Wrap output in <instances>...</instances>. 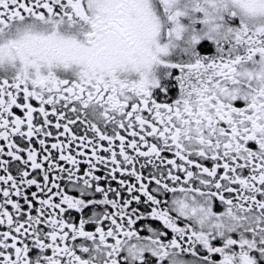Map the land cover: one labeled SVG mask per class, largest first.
<instances>
[{
  "label": "snow or ice",
  "instance_id": "obj_1",
  "mask_svg": "<svg viewBox=\"0 0 264 264\" xmlns=\"http://www.w3.org/2000/svg\"><path fill=\"white\" fill-rule=\"evenodd\" d=\"M0 264H264V0H0Z\"/></svg>",
  "mask_w": 264,
  "mask_h": 264
}]
</instances>
